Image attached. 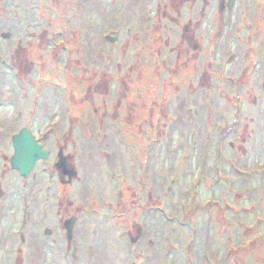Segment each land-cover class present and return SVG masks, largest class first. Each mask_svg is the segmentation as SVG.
I'll use <instances>...</instances> for the list:
<instances>
[{
    "label": "rangeland",
    "instance_id": "374dc122",
    "mask_svg": "<svg viewBox=\"0 0 264 264\" xmlns=\"http://www.w3.org/2000/svg\"><path fill=\"white\" fill-rule=\"evenodd\" d=\"M33 1L35 0L0 1L2 9L21 11V14H0V60H6V64H12L18 59L17 52H13L12 48L17 34L23 35L30 29L39 32L41 28H45L41 24L42 14H34L31 7ZM39 1L47 5L48 13L55 10L51 15L53 23L59 18H64V14L72 16L73 25H68L71 49L65 54L64 68L68 73L76 74V88L72 82L62 88L63 83L58 85L53 76L49 79L50 88L38 94L39 100L43 96V101L37 109L38 100L32 103L29 99L37 93L33 88V79L28 77L29 73H22L23 76L18 82L15 78L18 75L14 76L11 70L5 67V82L0 80V96L3 97L0 98V264H15L18 257L25 260V264H29L31 256L38 257V264H63V261L52 253L55 244H50L43 256H39L33 244H30L24 253H16L17 249L23 251L28 245L27 243L22 246L15 233L16 223L22 218L21 208L31 203L30 207L33 209V203L41 202L49 194L48 191L55 190L56 186L52 185L46 190L44 184L32 185L31 179L23 180L10 169V137L21 127H33L44 120L56 125L55 130L49 129L48 126V130L44 131L50 134L49 138L67 134L72 123L81 126L74 133L73 140V146L76 147L77 154L79 151V155L76 156L75 152H72L73 149L66 145L68 152H72L73 163L77 169L80 166L79 160L84 168L90 165L94 158L91 147L98 145L99 153L101 144L104 153L87 178L98 177L100 180L99 186L93 185L90 197L84 190L77 191L76 183L69 184L68 187L61 186L63 192L67 190L68 194L70 188L74 192L77 191V199L81 195L85 197L82 207L84 216L88 221L93 218L98 224L96 230H92L93 234L86 238L80 237V247L76 246L74 251L75 259L66 260V263L264 264V174L250 176L255 173L253 171L261 172L264 168V165L258 164L264 162V143H251L244 147L245 151L238 156V160L251 172L234 174V166H231V160L224 151H227V147L222 145L221 155L215 152L217 144L210 139L204 97H196L192 92L195 86L188 80L186 71L181 80L174 68L167 66L168 54L173 50L176 36L174 20L169 16L177 12L184 14L190 10V4L180 3L178 10L174 0H51L48 4L45 0ZM207 2L206 14H228L218 11L217 0ZM204 5V0H196L193 12L200 14ZM156 14L160 15V19L156 21L144 19ZM229 14H260V27L249 32V35L254 36V42L249 45L256 44L255 37H258L261 43L264 42V0H235L234 10ZM80 15L83 18L80 19ZM89 15H97L101 23V26L97 24L96 16L88 17L94 18L96 31L101 28L106 31L105 27L114 24L110 29L112 32L106 31V34L119 36V39L116 38L117 41L113 42L116 45L115 51L110 45L107 56L102 57L105 67L98 73L99 78L103 76L102 79H109L108 75L116 74L117 63L120 61L127 66V58L133 53L134 59L136 53L146 57V49H151L146 64L152 62L153 72L157 73L155 80L145 66L144 82H136L133 88L122 90V93L127 95L132 90L128 98L132 96L133 99H128L127 102L129 104L131 101L132 105L118 109L115 119L108 120V127L99 130L95 123L96 115L108 119V116L104 115L103 104L91 101L87 97L91 95L87 94L84 86L77 87L81 80L87 81L94 76L97 69L95 57L105 46L103 43H109L102 40V45L85 49V26L81 24L78 27L77 21L83 23ZM129 22L149 28L148 38L139 36L141 42L135 41ZM46 26L49 31H54L50 25ZM14 31V38L11 35L6 38L1 36L2 32ZM155 34L161 36L164 44L157 43L156 37H153ZM246 36L247 34L243 43H248ZM39 39L45 42V37ZM28 41L30 40L25 39V42ZM158 44L160 46H157ZM158 47L161 55L164 54L163 59L160 57V67L163 62L164 67H159L160 69L156 57H152V52ZM5 49L8 51L4 54ZM22 58L26 57L22 55ZM29 60L30 57L28 63ZM54 84L58 86L54 87ZM96 93L101 94V91L93 94ZM82 95L84 100L79 98ZM126 112L127 121L130 119V113H133L132 122L128 125L124 119ZM62 114L65 121L70 123L68 126L64 124L65 121L61 122ZM162 125L164 126L157 129ZM83 127L84 131L81 130ZM206 140L210 142L206 143ZM205 144L208 145L207 148H204ZM213 152L216 155H213ZM204 154L206 157H203ZM226 158L231 169L226 167V162L222 163ZM243 167L240 166L239 170L245 171ZM110 180L122 186L123 195L126 193L125 181L129 180L132 186L135 196L131 211L132 221L127 223L128 233L125 232L126 223L113 219L104 201L96 199L108 194L111 189ZM157 182L162 186L158 188ZM90 183L92 184L91 181ZM158 190L161 192H157ZM63 196L70 198L63 193L58 201ZM142 196L148 199L143 212L135 208L138 197ZM77 199H74L75 205H78ZM210 200H215L216 204L210 205ZM116 202L117 199L113 200L112 205ZM118 211L124 216L123 207H118ZM45 217L47 220L52 218L50 213ZM110 225H115L117 231L115 239L108 238V249L115 248L114 254L99 251L95 244L103 239ZM140 229L145 234L143 237L137 236V230ZM135 238L133 242L132 239ZM58 244L61 245L59 242ZM73 244H77V241ZM101 248L106 250L107 246L101 243ZM26 256L29 258H25Z\"/></svg>",
    "mask_w": 264,
    "mask_h": 264
},
{
    "label": "flooded vegetation",
    "instance_id": "af4514ba",
    "mask_svg": "<svg viewBox=\"0 0 264 264\" xmlns=\"http://www.w3.org/2000/svg\"><path fill=\"white\" fill-rule=\"evenodd\" d=\"M49 1L51 0H45L47 4ZM186 2L190 4L189 8H191L189 11H186L184 14L177 12V14H171L169 16L174 20V35L176 36L173 50L168 54L167 66L173 67L181 80L186 71L188 80L195 86L192 92L196 94V97H204L206 105V122L211 132L210 139L212 142L216 141L215 144H217L215 152L221 155L220 153L223 152L222 145L226 146L227 151L225 149L224 151L226 152L227 158L231 160V166H234L233 173H249L251 171L241 165L238 156L244 153V147L246 145L251 143L259 144V142L264 143V42L261 43L258 37H255L256 44L249 45L254 42L252 40L254 36L249 35V32L252 31V29L257 30L260 27L262 17L260 14H229L234 10L235 0L231 6L228 0H217L218 11L228 14H206V7L208 5L207 0H204L205 5L201 8L200 14H196V11L193 12V5L196 0H174V5L179 10V4ZM32 4L31 7L34 9V14H36V12L42 14L41 24L45 28H41L39 32L30 29L23 35L17 34L15 36L12 48L13 52H17L18 59L16 61L14 60L12 64H6V60H0V80L5 82L6 75L3 74L6 69L5 67L11 70V74H14V76L16 74L18 75L15 76L18 82L20 81L19 78L23 76L22 73H29L28 77L33 79L35 83L33 88L34 91L37 92L29 97V99L32 103L38 100L37 109H39L43 101V96H41V100H39L38 94L50 88L49 79H52L53 76L54 81L58 85L63 83L62 88L69 82H72L74 88H76L74 84L76 74H70L66 71V68H64L65 54L71 49L68 25H73V21L71 19L72 16L64 14V18H59L60 20L58 19L53 23L51 15L55 10L48 13L47 5L40 3L39 0L33 1ZM0 14H21V11L0 8ZM94 16H96L97 24L101 26L97 15L86 16L85 18L87 19L83 23L80 20L77 21L78 27H80L81 24L85 26V30H83L86 40L84 43L85 49L92 48V46L95 45H102V40H107L109 43H103L105 46L99 50L98 55L95 57L97 61L95 67H97V69L94 71V76L87 81L81 80L77 87L81 86L82 88L84 86L87 94L91 95L87 96L91 101L103 104L104 107H102L105 111L104 115H107L108 119L101 117V115H96L95 123H97V130H99L108 127V120L115 119L118 109L126 107L129 104L132 105L131 101H129V104L127 103L128 99H133L132 96L128 98L132 90L129 91L128 95L122 93V90H128L129 87L133 88L136 82H144L143 71L145 66L153 74L155 80H157V73L153 72L154 66L152 62L146 64L151 54V49H146L145 53L148 52L146 57L144 54L136 53V59H134L133 53L130 58H127V66L124 62L120 61L117 63L118 72L116 74L108 75L109 79H102L103 76L99 78L98 73H100L101 70L103 71L105 67L103 61L107 56V50L111 45L113 51H115L116 45H114L115 43L113 42L119 36L116 37L113 36V34H106V31L112 32L110 29L114 24L105 27L107 28L106 31L105 29L102 30L103 28L96 31L94 18H88ZM159 16V14H156L144 19L156 21L160 19ZM81 18L83 17L80 15V19ZM104 18L106 20L107 16L105 15ZM46 25H50V28L54 31H49ZM128 25L131 26L135 41L141 42V38H138L139 36L148 38L149 28L132 25L131 22H129ZM135 26H137V30ZM15 32L16 31H14V33L2 32L1 36L6 38L11 35L14 38ZM155 32L158 33V31ZM245 34H247L246 40L248 43H243ZM39 37H45V42H41ZM153 37H156L157 43L164 44L163 39L158 34H155ZM25 39H29L30 41L25 42ZM157 46H160V44ZM6 51H8V49L4 50V54ZM153 53L155 54L153 55ZM22 55L26 58H22ZM90 56L93 57L92 55ZM29 57L30 60L28 63ZM139 57L141 60H138ZM152 57H156L159 68L160 57L162 59L164 58V54L161 55L159 47L152 52ZM163 67L164 62L160 68ZM8 77L7 75V78ZM194 78L196 79L195 82ZM11 80L10 78L9 81ZM57 84H54V87H57ZM202 87L205 89H199ZM96 91H101V94L96 93L94 95L93 93ZM0 98H3L2 95ZM79 98L85 99L83 95ZM118 102H120L119 105L117 104ZM127 113L128 112L125 113L126 118H124L127 123L126 125L131 123L133 118V113L131 112L129 115L130 119L127 121ZM64 115L68 114L64 113ZM64 115L62 114L63 119L61 122L65 121ZM38 120L40 121V119ZM56 120L59 121L58 119ZM48 121H50V119ZM46 124L48 125L46 126ZM51 124H53V127ZM64 124L68 126L70 123L65 121ZM48 126L49 129L54 128L55 130L56 128L53 122L49 123L44 120L39 122V125L33 127L23 126L18 130V132L22 129L27 130V132L32 135L33 141L40 146V152H45V157H40L34 162V166L29 171L27 177L20 176L19 173L10 166V158L14 152L11 137L18 132L10 137L12 148V153L8 160L10 169L15 171L23 180L31 179L32 181H30V183L32 185L36 183L44 184L46 190H49L52 185L56 186L55 190L52 189L51 192L50 190L48 191L49 194H47L46 198L42 199L41 202L33 203V209L30 207L31 203L21 208L20 212L22 218L16 223L15 233L22 246H26L27 243L28 245L23 251L17 249L16 253H24L27 247L33 244L34 248L39 252V256H43L46 254L45 252L48 250L50 244H55L54 252L52 253L56 258L62 260L63 264H68L66 260L75 259L74 251H76V246L80 247V237L86 238L90 236L93 234L92 230L95 231L96 226H98L93 218L88 221L84 216L82 207L85 204V197L81 195L77 199L75 196L77 191L84 190L87 192L88 197H90L92 195L91 191L93 185H100L98 177L95 179L87 178L91 173L92 167L97 166V161L101 156H104V153L101 144L99 146V153H97L98 145L91 147L90 149L91 152H93L94 158L90 165H86V168H84L81 166V161L79 160L80 166L79 169H77L73 163L74 157L71 153L75 152L76 156L79 155V151L77 154L76 147L73 146V140L74 133L77 132L81 126L72 123V125L69 126L67 134H58L51 138H49L50 134L48 132H44L48 130ZM163 126L164 125L158 126L157 129ZM81 130L84 131L85 128ZM209 140H206V143L210 142ZM66 145L71 147L73 151L68 152ZM207 147L208 145L205 144L204 148ZM207 154L209 155V151ZM213 155L216 154L213 152ZM204 156L206 157L205 154ZM227 158L222 163L224 164L226 162V167L231 169L228 167L229 160ZM258 164L264 165V162ZM240 166H242L245 171L239 170ZM218 171L221 173L224 172ZM253 172L255 173H251L253 175L250 174V176H257V174L263 175L264 168L261 172ZM113 182L114 181L110 180L109 186L111 189L108 191V194L98 196L96 199L104 201L113 219L123 221V224L126 223L125 232H127V223H131L132 221L131 211L134 204L133 197L135 195L132 192V186L129 180H126L124 184L125 195H123L122 186ZM72 183L77 184V191L74 192L72 188H70V194H68L67 190L63 192V187L61 186L68 187V185ZM156 186L159 188L162 185L157 182ZM157 192L161 191L158 190ZM63 193L70 196V198L63 196L62 199L58 201ZM0 194L2 195V191H0ZM74 199L78 200V205H75ZM115 199H117V202L113 206L112 201ZM52 200H56V202L53 203ZM147 202L148 199L144 196L138 197L135 208L143 212ZM118 207L124 208V216L120 215ZM49 213L52 218L47 220L45 216ZM116 234V226H108L103 239L95 243L97 249L102 252L114 254L115 248L108 249V238H114ZM137 234V236L141 235L142 237L145 235L141 229L137 230ZM135 240L136 238L132 239L133 242ZM75 241H77V244H73ZM58 242L61 245H59ZM101 243L107 246L106 250L101 248ZM25 258L29 257L26 256ZM37 258L36 256H31L29 264H38ZM15 264H25V260L18 257Z\"/></svg>",
    "mask_w": 264,
    "mask_h": 264
},
{
    "label": "water",
    "instance_id": "95a60500",
    "mask_svg": "<svg viewBox=\"0 0 264 264\" xmlns=\"http://www.w3.org/2000/svg\"><path fill=\"white\" fill-rule=\"evenodd\" d=\"M233 1L228 0L230 6ZM12 145L14 152L10 158V166L20 176L27 177L34 162L40 157H45V152H40V146L33 141L32 135L25 129L12 136Z\"/></svg>",
    "mask_w": 264,
    "mask_h": 264
}]
</instances>
